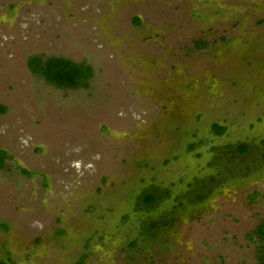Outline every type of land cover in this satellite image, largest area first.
I'll return each instance as SVG.
<instances>
[{
    "label": "rangeland",
    "instance_id": "1",
    "mask_svg": "<svg viewBox=\"0 0 264 264\" xmlns=\"http://www.w3.org/2000/svg\"><path fill=\"white\" fill-rule=\"evenodd\" d=\"M0 149V261L258 264L264 0H0Z\"/></svg>",
    "mask_w": 264,
    "mask_h": 264
},
{
    "label": "trees",
    "instance_id": "2",
    "mask_svg": "<svg viewBox=\"0 0 264 264\" xmlns=\"http://www.w3.org/2000/svg\"><path fill=\"white\" fill-rule=\"evenodd\" d=\"M137 19V18H136ZM137 22V21H136ZM206 41L198 40L193 43L195 49L205 48ZM29 70L37 76L42 77L47 83L59 88H78L86 87L88 80L92 77V67L86 62H75L64 57H48L46 59L40 56H32L27 63ZM212 130L221 135L225 127L212 124ZM248 150L247 144H240L237 147V152L243 154ZM5 152L0 149V168L3 167L5 160ZM156 201V196L152 193H147L143 196V204L145 207H152ZM256 240L260 242L257 247L258 264H264V221L253 231ZM82 260V259H81ZM79 260L77 264H80ZM0 264H8L7 261H0Z\"/></svg>",
    "mask_w": 264,
    "mask_h": 264
},
{
    "label": "flooded vegetation",
    "instance_id": "3",
    "mask_svg": "<svg viewBox=\"0 0 264 264\" xmlns=\"http://www.w3.org/2000/svg\"><path fill=\"white\" fill-rule=\"evenodd\" d=\"M152 194H154L156 196V200H157V195L155 192H151ZM156 202V201H155ZM155 204V203H154ZM145 206V205H144ZM153 207V206H152ZM152 207H146V208H152ZM8 263V262H7Z\"/></svg>",
    "mask_w": 264,
    "mask_h": 264
}]
</instances>
